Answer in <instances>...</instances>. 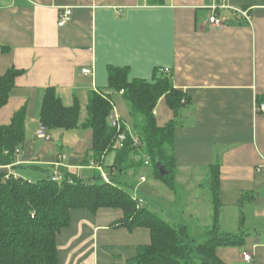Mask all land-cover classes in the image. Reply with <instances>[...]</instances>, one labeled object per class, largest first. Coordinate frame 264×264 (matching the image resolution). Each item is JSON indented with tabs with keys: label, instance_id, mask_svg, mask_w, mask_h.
<instances>
[{
	"label": "crops",
	"instance_id": "0c3cea01",
	"mask_svg": "<svg viewBox=\"0 0 264 264\" xmlns=\"http://www.w3.org/2000/svg\"><path fill=\"white\" fill-rule=\"evenodd\" d=\"M226 3L248 17L222 10L224 24L216 28L207 21L210 0H0V76L11 67L22 71L0 108V126L17 110L26 112L25 140L14 163L0 170L29 179L60 169L90 176V129H47L49 141L35 136L46 88L67 106L78 102L82 123L89 95L110 92L108 66L126 67L129 80L150 81L158 69L188 97L176 117L174 188L140 174L133 189L143 192L134 197L161 216L167 198L174 206L162 218L186 225L203 242L214 208L209 167L218 164L219 231L238 242L218 246L216 256L224 264H264V112L257 110L264 104V0ZM64 6L71 19L58 26ZM111 101L131 132L130 103L121 92L111 93ZM154 115L160 126L173 118L164 97ZM113 158L105 155L104 165ZM122 215L114 208L72 210L57 235V264H127L150 242V232L113 226Z\"/></svg>",
	"mask_w": 264,
	"mask_h": 264
},
{
	"label": "trees",
	"instance_id": "16d2710c",
	"mask_svg": "<svg viewBox=\"0 0 264 264\" xmlns=\"http://www.w3.org/2000/svg\"><path fill=\"white\" fill-rule=\"evenodd\" d=\"M107 72L110 92L94 91L89 95L84 122L79 123L78 102L63 104L53 87L46 88L40 112V121L48 130H91L90 157L95 167L89 178L65 169H60V181H52L50 175L29 179L11 174L5 178L7 171L0 170V264H57V235L69 226L71 211L84 209L96 214L101 208L122 211L113 226L149 229L150 242L138 246L127 264H224L216 256V248L238 241L234 235L219 231L218 164L209 167L214 208L211 224L205 230L208 237L203 242L192 239L186 225L169 223L145 205L137 207L133 196L135 178L145 165L152 167L156 180L174 188L176 164L172 147L176 117L188 97L173 86L168 73L158 69L150 81L129 80L126 67L108 66ZM21 73L11 67L0 76V108ZM118 92L130 103L133 126L130 132L121 124L120 131L126 137L120 147L113 148L117 130L109 126L108 118L113 109L111 93ZM161 97L173 112V118L162 126L154 115ZM25 120L23 107L13 114L9 124L0 126V166L14 163L25 140ZM131 135L137 137V144ZM110 153H114L113 162L104 165L103 158ZM157 162L165 166V175H160ZM102 167L107 180L102 176Z\"/></svg>",
	"mask_w": 264,
	"mask_h": 264
},
{
	"label": "built area",
	"instance_id": "2783aa9c",
	"mask_svg": "<svg viewBox=\"0 0 264 264\" xmlns=\"http://www.w3.org/2000/svg\"><path fill=\"white\" fill-rule=\"evenodd\" d=\"M207 7L210 11V15L207 21L216 28H220L224 24V19L219 15L220 11L222 10L228 9V10L237 11L240 12L243 16L248 17L247 11L229 6L226 3V0H210V4ZM70 19H71V8L68 6L61 7L58 11L57 25L63 26L66 23H68ZM81 72L83 74H92V70L89 68H83ZM257 110L264 112V104H260L259 107H257ZM108 124L110 127L115 128L117 130V135L112 145L113 148L120 147L126 137V134L120 131L121 129L120 119L118 115L115 113L114 108L112 109V112L109 115ZM35 136L45 141L50 140V135L47 132V128L42 122L39 123L38 129L35 132ZM131 137L134 144H137L138 143L137 137L134 135H131ZM147 163H148V159L145 161V164ZM56 165H58V163ZM98 169L101 170V167L98 166ZM9 175H11V173H7L4 177L8 178ZM102 176L105 180H107V177L104 173H102ZM50 179L52 181H60L62 179V174L60 173L59 170H55L50 174ZM144 181H145V177L141 176L140 182H144ZM136 201H137V207H141L144 204V199H142L141 197H136ZM242 257L246 261L251 260V255L248 252L243 253Z\"/></svg>",
	"mask_w": 264,
	"mask_h": 264
},
{
	"label": "rangeland",
	"instance_id": "374dc122",
	"mask_svg": "<svg viewBox=\"0 0 264 264\" xmlns=\"http://www.w3.org/2000/svg\"><path fill=\"white\" fill-rule=\"evenodd\" d=\"M143 172V173H142ZM25 174H26V172H25ZM140 174H143V175H145V177H146V179L148 178V181H152L153 179H154V177H153V175H152V167L150 166V167H147L146 169H142V171L141 172H139L138 173V175H137V177L140 175ZM26 176H29L28 174L26 175ZM46 176V173H44V172H40V173H37V176L35 177V178H43V177H45ZM137 177H136V179H137ZM28 178H31V176L30 177H28ZM87 178H89V175L88 174H86V175H84V179H87ZM142 192L143 191H138V192H134L133 191V196H136V195H139V194H142ZM161 204L165 207V209L162 211V217L165 219V220H168V218H167V212H169L170 210H168L167 211V208L168 207H172V206H174V205H172V203L167 199V198H164V199H162L161 201ZM175 206L177 207V206H179V204H175ZM150 210H152V211H157V209L154 207V206H147ZM170 209V208H169Z\"/></svg>",
	"mask_w": 264,
	"mask_h": 264
},
{
	"label": "water",
	"instance_id": "95a60500",
	"mask_svg": "<svg viewBox=\"0 0 264 264\" xmlns=\"http://www.w3.org/2000/svg\"><path fill=\"white\" fill-rule=\"evenodd\" d=\"M157 167H158V171H159L160 175H165L167 173V170L162 163L157 162Z\"/></svg>",
	"mask_w": 264,
	"mask_h": 264
}]
</instances>
